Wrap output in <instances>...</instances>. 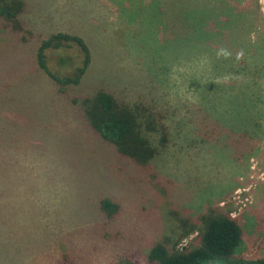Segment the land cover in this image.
I'll list each match as a JSON object with an SVG mask.
<instances>
[{"label":"rangeland","instance_id":"obj_1","mask_svg":"<svg viewBox=\"0 0 264 264\" xmlns=\"http://www.w3.org/2000/svg\"><path fill=\"white\" fill-rule=\"evenodd\" d=\"M27 1L35 37L0 25V264H157L147 254L169 218L202 226L210 209L241 227L237 256L264 258V0H175L201 20L176 49L154 0ZM59 31L91 50L71 94L103 82L170 113L178 133L150 168L120 157L37 65L38 36ZM80 58L47 51L56 74ZM105 196L120 204L112 219Z\"/></svg>","mask_w":264,"mask_h":264},{"label":"trees","instance_id":"obj_2","mask_svg":"<svg viewBox=\"0 0 264 264\" xmlns=\"http://www.w3.org/2000/svg\"><path fill=\"white\" fill-rule=\"evenodd\" d=\"M154 1L153 11L161 21L160 26L164 27L169 47L176 49L185 44V40L197 31L194 23L197 25V21L201 20L195 18L194 21L193 13L187 8L182 9L175 0ZM28 11L27 0H0V25L17 33L22 42L36 36L27 27L25 15ZM166 30L171 37L167 38ZM38 39L35 53L37 65L54 80L61 94L78 104L90 127L112 144L120 157L128 158L140 167L150 168L151 163L174 143L178 132L171 128L170 113L166 114L148 102L127 100L103 82L86 94L70 93V90L78 87L91 63V50L82 36L59 31L43 38L38 36ZM70 46L78 49L80 64L67 73H54L48 66L47 51L63 50ZM98 208L100 215L112 219L119 212L120 204L105 196L99 201ZM173 214L174 211H170L168 215ZM198 219H202V226H196L186 217L169 218L172 223L168 231L149 248L148 259L157 264H264V258L235 254L241 242L242 230L229 212L210 209L208 214ZM194 230L198 231L199 243L179 250L177 242Z\"/></svg>","mask_w":264,"mask_h":264}]
</instances>
